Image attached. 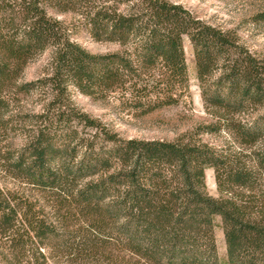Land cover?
<instances>
[{
    "label": "trees",
    "instance_id": "trees-1",
    "mask_svg": "<svg viewBox=\"0 0 264 264\" xmlns=\"http://www.w3.org/2000/svg\"><path fill=\"white\" fill-rule=\"evenodd\" d=\"M75 4L0 0V107L4 87L29 94L48 86L55 93L12 172L66 198L85 221L83 244L97 249V236L107 234L118 244L121 264H219L214 217L220 219L226 264H264V193H255L259 181L264 185V149L241 155L197 137L122 139L66 103L71 86L94 100L113 97L141 114L177 105L188 92L186 38L205 107L239 144L252 148L264 139V57L241 45L234 32L168 0H96L81 9L91 38L118 46L89 53L47 14L48 8L73 10ZM252 18L264 23V12ZM46 51L49 76L18 83L25 66ZM207 166L217 199L205 191ZM13 215L0 205V228ZM26 222L36 238L48 232L40 221Z\"/></svg>",
    "mask_w": 264,
    "mask_h": 264
},
{
    "label": "rangeland",
    "instance_id": "rangeland-1",
    "mask_svg": "<svg viewBox=\"0 0 264 264\" xmlns=\"http://www.w3.org/2000/svg\"><path fill=\"white\" fill-rule=\"evenodd\" d=\"M75 1L73 10L48 8L47 14L60 21L69 38L87 52L118 50L115 44L95 42L83 23L80 10L92 6L96 0ZM168 1L207 24L234 32L241 45L252 54L264 57V23L254 22L252 18L256 13L264 12V0ZM182 47L188 92L177 105L141 114L125 108L113 97L106 101L94 100L68 86V107L85 113L122 139L175 141L197 137L219 151L246 155L253 150H263L264 139L254 147L246 148L211 115L212 111L205 107L201 99L193 49L186 38H183ZM50 62V51L38 55L25 66L18 83L46 78L50 73ZM3 89L5 106L0 107V205L9 206L15 215L7 228H0V263L121 264L118 244L107 234L97 236V249L83 244L82 233L89 234L85 221L75 210L69 209L66 198L56 191L41 189L12 172L13 161L26 144L28 135L37 128L39 116L45 112V107L54 101L55 93L48 86H38L29 94H18L10 87ZM206 126L214 128L210 132H203ZM204 184L207 195L215 199L220 197L210 166L204 168ZM255 193L259 196L264 193L262 181L257 183ZM29 218L40 221L48 232L36 238L27 225ZM213 221L218 262L226 264L220 219L214 217Z\"/></svg>",
    "mask_w": 264,
    "mask_h": 264
}]
</instances>
